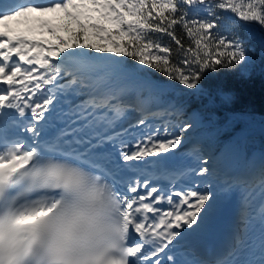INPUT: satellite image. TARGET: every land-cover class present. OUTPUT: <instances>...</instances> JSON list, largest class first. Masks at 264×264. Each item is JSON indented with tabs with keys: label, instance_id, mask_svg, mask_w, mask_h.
<instances>
[{
	"label": "snow or ice",
	"instance_id": "obj_1",
	"mask_svg": "<svg viewBox=\"0 0 264 264\" xmlns=\"http://www.w3.org/2000/svg\"><path fill=\"white\" fill-rule=\"evenodd\" d=\"M257 63L264 0H0V264H264V150L187 99Z\"/></svg>",
	"mask_w": 264,
	"mask_h": 264
},
{
	"label": "trees",
	"instance_id": "obj_2",
	"mask_svg": "<svg viewBox=\"0 0 264 264\" xmlns=\"http://www.w3.org/2000/svg\"><path fill=\"white\" fill-rule=\"evenodd\" d=\"M60 34L66 35L63 32ZM206 88L213 92L216 89H220L232 97L231 103L227 105H224L218 96L214 103L209 102L208 98L204 97L199 99L187 98L190 105L189 113L192 110L199 109L205 116V120H212L214 122L212 127L207 129L198 128L195 133L205 136L212 130L221 129L220 137L211 145L212 154H218L220 157L221 153L230 146L229 142L223 138V129L221 128L220 121L233 115L246 119L258 120L259 117L264 119V66L257 63L253 72L243 77L232 73H224L213 77L206 82ZM181 99L186 98L182 97ZM263 119L246 124L247 136L245 145L249 153H252L256 149L264 150ZM230 126L235 127L239 131L242 125L230 124ZM209 138L213 139L214 137L210 136ZM224 164L226 163L222 159H219L217 162L219 168H222L221 165ZM229 166L228 169H231Z\"/></svg>",
	"mask_w": 264,
	"mask_h": 264
},
{
	"label": "rangeland",
	"instance_id": "obj_3",
	"mask_svg": "<svg viewBox=\"0 0 264 264\" xmlns=\"http://www.w3.org/2000/svg\"><path fill=\"white\" fill-rule=\"evenodd\" d=\"M10 24H11V26H12L14 29H16L17 31H22V30L26 27V25H24V24H17L16 21H12V22H10ZM49 39H51V37H49ZM204 122H205V121H204ZM204 124H205V123H203L201 126H203ZM260 151H261V150H257V151H255V152H256L257 154H259ZM208 155H209V154H208ZM213 156H214V158H215L216 160H218V158H219V155H218V154H214ZM224 157H225V159H227V161L232 162L233 165L235 164V153H234V150H233V147H232V146L229 147V148L224 152ZM233 165H232V167H233ZM221 166H222V169H223V170H227L229 165L226 166V164H224V165H221Z\"/></svg>",
	"mask_w": 264,
	"mask_h": 264
},
{
	"label": "water",
	"instance_id": "obj_4",
	"mask_svg": "<svg viewBox=\"0 0 264 264\" xmlns=\"http://www.w3.org/2000/svg\"><path fill=\"white\" fill-rule=\"evenodd\" d=\"M262 119H263L262 117H259V119L256 120V121H261ZM263 121H264V119H263ZM257 150H261V149H256V150H254L253 152H255V151H257ZM232 204H233V201L229 202V205H232Z\"/></svg>",
	"mask_w": 264,
	"mask_h": 264
},
{
	"label": "built area",
	"instance_id": "obj_5",
	"mask_svg": "<svg viewBox=\"0 0 264 264\" xmlns=\"http://www.w3.org/2000/svg\"><path fill=\"white\" fill-rule=\"evenodd\" d=\"M232 120H233V119L231 118V119L229 120V122H232Z\"/></svg>",
	"mask_w": 264,
	"mask_h": 264
}]
</instances>
